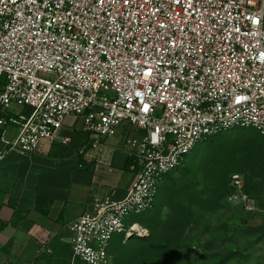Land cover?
<instances>
[{
    "label": "built area",
    "instance_id": "1",
    "mask_svg": "<svg viewBox=\"0 0 264 264\" xmlns=\"http://www.w3.org/2000/svg\"><path fill=\"white\" fill-rule=\"evenodd\" d=\"M190 5L0 0V142L7 151L67 146L66 119L82 117L91 141L79 153L96 151L100 163L120 127L135 131L123 146L136 171L127 197L98 200L69 223L70 258L46 264H112L116 237L146 232L126 220L154 208L166 177L199 144L235 129L264 138V0ZM229 188L226 202L264 214L244 175L233 173Z\"/></svg>",
    "mask_w": 264,
    "mask_h": 264
},
{
    "label": "crops",
    "instance_id": "2",
    "mask_svg": "<svg viewBox=\"0 0 264 264\" xmlns=\"http://www.w3.org/2000/svg\"><path fill=\"white\" fill-rule=\"evenodd\" d=\"M130 132L135 131L125 124L107 139L100 163L96 151L79 153L91 141L82 117L70 116L64 123L69 145L45 143L46 154L19 155L0 142V264L70 258L67 225L91 212L98 200H123L136 181L123 147ZM15 134L8 129L9 137ZM45 246L50 252H43Z\"/></svg>",
    "mask_w": 264,
    "mask_h": 264
},
{
    "label": "rangeland",
    "instance_id": "3",
    "mask_svg": "<svg viewBox=\"0 0 264 264\" xmlns=\"http://www.w3.org/2000/svg\"><path fill=\"white\" fill-rule=\"evenodd\" d=\"M215 145L229 146V174L244 175L264 211V140L252 130L213 137L164 181L155 208L139 223L145 234L118 242L113 264H264V214L231 205L222 197L224 186L210 182L205 163Z\"/></svg>",
    "mask_w": 264,
    "mask_h": 264
},
{
    "label": "trees",
    "instance_id": "4",
    "mask_svg": "<svg viewBox=\"0 0 264 264\" xmlns=\"http://www.w3.org/2000/svg\"><path fill=\"white\" fill-rule=\"evenodd\" d=\"M236 130H252V129H235V130H231V131H228V132H225V133H221V134H219L217 136H220V135H223V134L232 132V131H236ZM252 131H254V130H252ZM217 136H214V137H217ZM262 139L264 140V138H262ZM228 148H229V146L226 147L225 151ZM225 151L224 150L220 151L219 148L215 145L213 147V149L208 153V155L206 157V163H205L206 164V168H207L208 177L210 179V182L214 186L215 185H220L222 187L224 186L223 194H222V197H223L224 200L226 199V197L230 193L229 180H230V176L233 174V173L232 174L231 173L229 174V165H228V163L230 162L229 161L230 159H234L233 158V154H227L226 155ZM173 174L174 173L168 175L166 177V180L171 175H173ZM245 181H246V179H245ZM246 189H247V192L249 193L248 186H247V182H246ZM157 201H158V198H157ZM157 201L155 203V206L157 204ZM40 203H41V200L38 199V202H37L38 206L37 207H39L38 208L39 210H40ZM155 206H154V208H155ZM146 213H148V212H146ZM146 213H144L141 216L137 217V219L134 222L139 224L142 221V218H143V216ZM43 214H48V212L47 211H43ZM135 238H137V237H135ZM115 241H116L115 244L112 245L111 250H110V253H111V256H112V264H113V253H114L116 244L118 242H124L125 239H124L123 236H119V237L116 238Z\"/></svg>",
    "mask_w": 264,
    "mask_h": 264
},
{
    "label": "snow or ice",
    "instance_id": "5",
    "mask_svg": "<svg viewBox=\"0 0 264 264\" xmlns=\"http://www.w3.org/2000/svg\"><path fill=\"white\" fill-rule=\"evenodd\" d=\"M101 2H103V0H101ZM175 2H176V3H180V0H175ZM124 3H128V0H124ZM189 6H191V5H190V0H189ZM256 23L259 24L260 21L257 20ZM149 75H151V71H149ZM145 110H147V106H145Z\"/></svg>",
    "mask_w": 264,
    "mask_h": 264
}]
</instances>
